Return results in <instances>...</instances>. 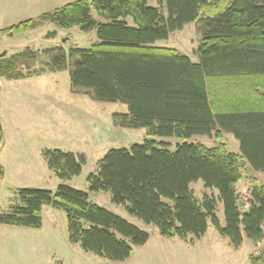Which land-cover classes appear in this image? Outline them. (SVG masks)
<instances>
[{
    "label": "trees",
    "instance_id": "trees-1",
    "mask_svg": "<svg viewBox=\"0 0 264 264\" xmlns=\"http://www.w3.org/2000/svg\"><path fill=\"white\" fill-rule=\"evenodd\" d=\"M154 2L155 5H151ZM93 13L98 17L94 18ZM47 21L59 29L93 30L89 48L46 51L48 70H69L70 91L95 101L118 102L126 113L113 114L116 125L144 129L146 138L129 148L108 150L87 191L64 183L55 191L20 188L17 202L0 213V225L39 228L44 205L66 213L69 241L85 252L120 262L149 235L136 225L89 201V194L109 192L114 204L164 238L199 239L210 223L238 247L243 236L257 242L264 220V186L251 179L249 207L239 211L235 185L248 166L264 172V0H76L20 21L0 32L17 36ZM196 22L201 41L198 62L173 49L154 46L183 26ZM37 52L1 58L0 77L23 78ZM226 132L238 152L218 143L208 147L194 136L221 138ZM154 137L179 143L170 150ZM47 167L65 182L79 175L82 155L46 149ZM202 181L197 198L191 184ZM222 205L224 225L217 217ZM262 257H250L261 264Z\"/></svg>",
    "mask_w": 264,
    "mask_h": 264
},
{
    "label": "rangeland",
    "instance_id": "rangeland-1",
    "mask_svg": "<svg viewBox=\"0 0 264 264\" xmlns=\"http://www.w3.org/2000/svg\"><path fill=\"white\" fill-rule=\"evenodd\" d=\"M150 4L155 5L154 2ZM93 16L98 19L95 13ZM25 34L32 41L28 48L17 49L16 43H10L0 50V53L6 50L5 59L27 50L37 52L28 68L17 66L16 72L25 75L23 78L0 77V213L17 202L16 191L20 188L55 191L58 184L64 183L87 191L88 174L97 172L98 163L108 150L129 148L146 138L142 128H123L114 123L113 114L127 112L124 104L95 101L87 94L72 93L68 68L31 74L53 68L48 66L51 59L46 51L59 48L67 53L73 47L89 48L95 42L93 30L82 32L76 27L59 29L43 21L21 35ZM201 37L198 24L193 22L173 32L166 40L157 41L154 46L173 49L197 63L195 50ZM152 140L163 142L170 150L179 143L171 137H154ZM189 141L208 147L222 143L228 150L238 152V142L226 132L221 133L217 141L214 137L199 135ZM46 149L82 155L85 163L80 174L61 182L47 167L43 157ZM251 179L264 186V172L245 167L242 179L235 187L240 212H245L249 207ZM191 188L197 198H201L203 192L217 195L215 190H205L201 180L193 182ZM89 201L147 232L148 241L144 245L133 246L132 253L124 261H108L83 251L79 244L71 243L66 213L44 205L39 228L0 225V264H200L198 261L208 258L204 254L206 247H209V264L213 260L215 264H233L232 257L219 252L222 247L218 246L220 242L217 243L216 238L223 237L210 223L199 239L192 236L185 241L176 237L168 239L162 237L154 225L143 223L129 215L122 205L114 204L109 192L89 194ZM218 207L217 217L224 224L221 203H218ZM243 238L244 243L237 247L235 264H251L244 257L248 255V260L254 257L256 243L245 236ZM213 255L215 258H211ZM260 257L263 258L261 264H264V256Z\"/></svg>",
    "mask_w": 264,
    "mask_h": 264
},
{
    "label": "crops",
    "instance_id": "crops-1",
    "mask_svg": "<svg viewBox=\"0 0 264 264\" xmlns=\"http://www.w3.org/2000/svg\"><path fill=\"white\" fill-rule=\"evenodd\" d=\"M69 2H72V0H0V30L10 27L12 26V24H16L22 20L33 19L35 17H38L39 15L47 11H51L55 8L61 7L62 5ZM3 33L4 32H0V44H1L0 50L5 48L8 44L11 45L10 43H16L17 49L28 48L29 45L32 43V41L28 38L29 35L27 36V34L12 37L9 36V34L7 33L4 34ZM2 36L3 38H1ZM238 184L239 182L235 185V187ZM219 222L221 225H224L220 221V219ZM216 241H218L217 243L220 242L218 246L222 247V249H219V252H221L222 254H227L228 257H232L233 264H235L237 261L238 248L233 246L226 237L216 238ZM243 243H244V238L242 244ZM204 250H205L204 254L207 255L208 258L207 259L204 258L201 261H198V263L209 264L211 262V260L209 259V252H208L209 247H206ZM244 253L247 254V252ZM211 258H215V255H213ZM244 258L249 262L248 255H245ZM212 264H215L214 260L212 261Z\"/></svg>",
    "mask_w": 264,
    "mask_h": 264
},
{
    "label": "built area",
    "instance_id": "built-area-1",
    "mask_svg": "<svg viewBox=\"0 0 264 264\" xmlns=\"http://www.w3.org/2000/svg\"><path fill=\"white\" fill-rule=\"evenodd\" d=\"M261 236L256 243V249L253 252L255 257L264 256V220L260 224Z\"/></svg>",
    "mask_w": 264,
    "mask_h": 264
},
{
    "label": "water",
    "instance_id": "water-1",
    "mask_svg": "<svg viewBox=\"0 0 264 264\" xmlns=\"http://www.w3.org/2000/svg\"><path fill=\"white\" fill-rule=\"evenodd\" d=\"M6 55V50H3L1 53H0V58L1 57H4Z\"/></svg>",
    "mask_w": 264,
    "mask_h": 264
}]
</instances>
